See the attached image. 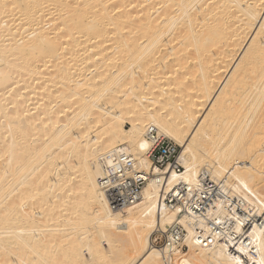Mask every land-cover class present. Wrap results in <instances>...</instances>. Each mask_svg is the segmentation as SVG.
I'll list each match as a JSON object with an SVG mask.
<instances>
[{
  "label": "bare ground",
  "instance_id": "obj_1",
  "mask_svg": "<svg viewBox=\"0 0 264 264\" xmlns=\"http://www.w3.org/2000/svg\"><path fill=\"white\" fill-rule=\"evenodd\" d=\"M152 126L168 189L210 167L264 213V0H0V264H167L159 186L122 212L99 183L123 147L152 170ZM186 227L172 264H264V226L239 256Z\"/></svg>",
  "mask_w": 264,
  "mask_h": 264
},
{
  "label": "built area",
  "instance_id": "obj_2",
  "mask_svg": "<svg viewBox=\"0 0 264 264\" xmlns=\"http://www.w3.org/2000/svg\"><path fill=\"white\" fill-rule=\"evenodd\" d=\"M147 137L152 144L149 151L152 170L138 168L127 147L101 160L103 175L99 183L111 210L124 212L139 204L145 187L154 181L160 188L161 209L174 210L186 221L175 222L167 231L157 230L153 235V245L164 255L167 264H172L188 249L186 243L190 237L186 225L193 229V239L201 247L220 244L228 252L241 255L243 248L250 245L252 231L264 226L261 201L235 181L217 180L210 167L200 169L193 182L182 179L168 189L169 172H185L180 164L181 148L160 136L153 126ZM246 194L256 203L249 202ZM250 250L255 253V248Z\"/></svg>",
  "mask_w": 264,
  "mask_h": 264
},
{
  "label": "snow or ice",
  "instance_id": "obj_3",
  "mask_svg": "<svg viewBox=\"0 0 264 264\" xmlns=\"http://www.w3.org/2000/svg\"><path fill=\"white\" fill-rule=\"evenodd\" d=\"M140 147H141V148H147L148 145H147V143H141Z\"/></svg>",
  "mask_w": 264,
  "mask_h": 264
},
{
  "label": "rangeland",
  "instance_id": "obj_4",
  "mask_svg": "<svg viewBox=\"0 0 264 264\" xmlns=\"http://www.w3.org/2000/svg\"><path fill=\"white\" fill-rule=\"evenodd\" d=\"M104 243H107V242L104 241ZM104 243H103V244H104ZM83 255H84V256L88 255V251H87V250H84Z\"/></svg>",
  "mask_w": 264,
  "mask_h": 264
}]
</instances>
